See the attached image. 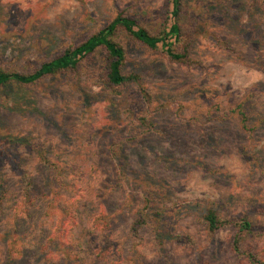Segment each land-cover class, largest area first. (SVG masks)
Returning <instances> with one entry per match:
<instances>
[{
  "label": "rangeland",
  "instance_id": "1",
  "mask_svg": "<svg viewBox=\"0 0 264 264\" xmlns=\"http://www.w3.org/2000/svg\"><path fill=\"white\" fill-rule=\"evenodd\" d=\"M184 4L192 31L177 50L187 63L119 35L124 74L138 83L109 89L105 65L92 72L99 53L0 91V264H166L154 232L173 222V235L196 244L167 242L172 264H238L232 230L212 237L196 213H178L191 203L248 214L261 230L246 246L264 247V179L242 157L264 160V0ZM168 9L169 0H0V69L30 73L119 14L159 34ZM238 109L262 121L252 137ZM140 117L151 125L133 138ZM140 212L148 224L135 236Z\"/></svg>",
  "mask_w": 264,
  "mask_h": 264
},
{
  "label": "trees",
  "instance_id": "2",
  "mask_svg": "<svg viewBox=\"0 0 264 264\" xmlns=\"http://www.w3.org/2000/svg\"><path fill=\"white\" fill-rule=\"evenodd\" d=\"M185 0H169L170 9H168L167 21L164 23L163 30L159 34H153L145 27H142L139 21L135 18L126 17L119 14L110 24L94 32L86 41L79 46L69 47L55 59L41 62L37 68L30 73H22L17 70L0 69V91L11 83H19L22 85H32L47 77L56 76L59 74H68L77 70L84 62L92 59L96 60V56L101 53L103 56L102 63L95 64L93 73L97 74L102 68L103 64L106 68V82L109 89L117 91L128 83H138L139 78L134 75L127 76L124 74L126 61V48L118 42L119 35H124L132 41L148 47L153 51H161L165 53L178 63H187V55L178 53L177 46L181 42L189 30L191 33V26L182 23L185 17L186 7ZM193 23V22H192ZM191 23V24H192ZM145 100L151 104V99L146 89L139 87ZM240 116V125L252 137L259 129V123L262 121H255V123H248V116L244 110L238 109ZM140 126L135 128L131 134L136 138L147 132V127L151 125L145 117L139 118ZM122 144V138L118 137ZM11 142L19 145L22 143L21 139L8 137ZM116 145V147L118 146ZM118 157V155H115ZM243 160L249 164L255 172L260 173L264 179V160L258 156L249 155L245 151L242 153ZM43 161L47 160L46 155H41ZM3 186L0 185V193L3 194ZM182 211L189 213H196L199 216L201 223L206 227L208 233L214 237L217 233L223 230H232L234 232L231 244V252L238 264H264V247L246 246V241L260 232L257 226L248 217V214L242 216H228L224 207L220 203L212 202L209 204L191 203L180 207ZM147 215L140 212L132 225V233L137 236L141 229L148 224ZM173 222L167 226L166 230L155 229V244L160 253V257L166 264H172V259L166 248L167 242H172L180 247H189L196 244L195 239L190 235H173ZM60 234V233H59ZM61 235V234H60ZM58 237L51 238L50 244L44 246V254L48 258L53 253L52 247L57 246ZM69 244V243H68ZM105 256L107 251L105 249L100 251ZM67 262L64 264H71L70 258H66ZM80 260L77 258V261ZM78 263V262H76Z\"/></svg>",
  "mask_w": 264,
  "mask_h": 264
}]
</instances>
